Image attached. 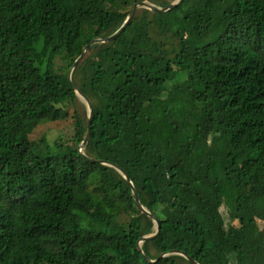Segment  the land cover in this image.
I'll return each mask as SVG.
<instances>
[{
    "label": "trees",
    "instance_id": "16d2710c",
    "mask_svg": "<svg viewBox=\"0 0 264 264\" xmlns=\"http://www.w3.org/2000/svg\"><path fill=\"white\" fill-rule=\"evenodd\" d=\"M129 1L0 0V264H182L174 249L264 264V0L156 13L187 30L172 59L113 46L127 32L146 41L149 23L131 18L79 86L93 107L87 151L80 120L70 141L30 138L67 116L70 68L126 21ZM103 161L160 223L140 247L153 220Z\"/></svg>",
    "mask_w": 264,
    "mask_h": 264
},
{
    "label": "rangeland",
    "instance_id": "374dc122",
    "mask_svg": "<svg viewBox=\"0 0 264 264\" xmlns=\"http://www.w3.org/2000/svg\"><path fill=\"white\" fill-rule=\"evenodd\" d=\"M140 1H144V3H139L137 5L136 11L134 12L132 18H134L135 21L145 20V22L149 23L147 29L148 37L146 41L139 42L136 40L135 33L127 32L123 36V42L115 41L112 43L113 39L115 38L110 40L100 39V41L96 42L97 43L96 45L93 46L90 45L85 51L84 55L78 60V62L74 65L72 69V75L76 74L75 79L74 78L73 79L76 80L75 82L77 84V88H76L75 98L63 104V107L67 111V116L64 119L58 121H50L38 125L30 134V138L32 140L39 141L41 138H44L47 142H49V144H52L56 140L70 141L75 133L76 120H80L82 124L86 126V132H87V122H88L90 109L87 100L85 98L86 95L80 90L79 86L83 87L89 83L90 78L92 76L91 64L92 61L95 59L97 52L99 51L100 45L112 43L113 46L115 47L128 48L133 50H142L145 52H153L154 54L164 56L167 59H172L177 55V53L180 51L181 48L180 37H185L187 35V30L181 29L179 31V34H176L173 29H169L161 23L159 16L156 14L158 12L154 11L151 8V7L163 8L166 7L168 4L173 3L177 0H140ZM198 1L199 0H194V3ZM216 1L218 2L219 8L218 7L217 8L219 10L221 8L229 6L231 3L230 0H216ZM136 2L138 1L130 0L127 3V6L120 9L119 12L123 13L125 11L126 12L131 11L133 5ZM118 22H119L118 18H116V20L113 21L114 24H117ZM109 30L110 29H108L106 32H108ZM56 64L57 66H61L64 63L62 59L56 58ZM86 91L93 96V92L89 87H86ZM93 101H95L94 98ZM79 148L82 152L87 151L85 145H83L82 142ZM221 213L225 221L230 220L231 214L226 206L221 207ZM126 217H127L126 215H123V218ZM151 218L153 220L154 227L156 228L155 221L153 217ZM258 224L261 227L260 229H263L264 224L261 219L258 220ZM140 242L141 244H143V241ZM150 248L151 251L154 252L153 248L152 247ZM173 254L175 255V258L182 264H193L191 262L189 263L188 262L189 260L186 257H184L182 254L180 253H173Z\"/></svg>",
    "mask_w": 264,
    "mask_h": 264
},
{
    "label": "water",
    "instance_id": "95a60500",
    "mask_svg": "<svg viewBox=\"0 0 264 264\" xmlns=\"http://www.w3.org/2000/svg\"><path fill=\"white\" fill-rule=\"evenodd\" d=\"M183 0H177V1H175V2H173V3H170V4H168L166 7H163V8H158V7H151L154 11H156V12H164V11H167V10H170V9H172V8H174V7H176V6H178L179 4H181V2H182ZM139 3H144V1H138V2H136L134 5H133V7H132V9H131V11H130V13H129V15H128V17H127V19H126V21L113 33V34H111V35H109V36H107L106 38H104V39H106V40H110V39H113V38H115L117 35H119L121 32H122V30L127 26V24H128V22L131 20V18H132V16H133V14H134V12L136 11V8H137V5L139 4ZM98 41H100V39H94V40H92V41H90L85 47H84V49H83V51H82V53L79 55V57L75 60V62H74V64L72 65V67L70 68V70H69V73H68V77H69V79H71V71H72V69H73V67H74V65L78 62V60L84 55V53H85V51L87 50V48L92 44V43H94V42H98ZM85 98H86V100H87V103H88V106H89V109H90V111H89V116H88V122H87V132H86V135H85V137H84V139H83V141H82V143H83V145H85L86 143H87V141H88V139H89V137H90V132H91V118H92V114H93V109H92V105H91V102H90V100H89V98L87 97V96H85ZM103 163H105V164H108V165H112L113 167H115L123 176H124V178H125V180L130 184V186L132 187V192H133V194H134V197H135V200H136V202H137V204L142 208V210L144 211V212H147L151 217H153V219H154V221H155V224H156V232L155 233H153V234H151V235H147V236H144V237H142V239L141 240H139L138 241V245H139V247H140V245H141V242L140 241H144V240H146V239H150V238H152L153 236H155L156 234H158V232H159V230H160V223H159V221L157 220V218L153 215V214H151L150 212H148V210H146L144 207H142V205L140 204V201H139V197H138V194H137V191H136V189L134 188V186H133V184H132V182H131V180H130V177H129V175H128V173L124 170V169H122L119 165H117V164H115V163H111V162H108V161H103ZM169 253H180V254H182L184 257H186L191 263H193V264H198L191 256H189V255H187L185 252H183V251H179V250H170L169 251ZM163 255H165V253H161L159 256H163Z\"/></svg>",
    "mask_w": 264,
    "mask_h": 264
}]
</instances>
